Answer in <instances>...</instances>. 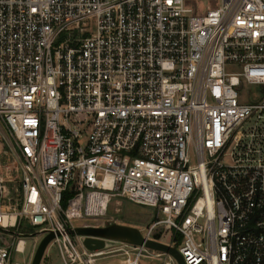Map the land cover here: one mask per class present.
Segmentation results:
<instances>
[{"label":"built area","instance_id":"1","mask_svg":"<svg viewBox=\"0 0 264 264\" xmlns=\"http://www.w3.org/2000/svg\"><path fill=\"white\" fill-rule=\"evenodd\" d=\"M191 1L0 0V264L33 263L23 228L60 264H178L57 234L115 196L165 215L141 231L186 264H264V89L240 93L264 87V0Z\"/></svg>","mask_w":264,"mask_h":264},{"label":"rangeland","instance_id":"2","mask_svg":"<svg viewBox=\"0 0 264 264\" xmlns=\"http://www.w3.org/2000/svg\"><path fill=\"white\" fill-rule=\"evenodd\" d=\"M191 6L194 8L196 13H203L208 8L214 7L219 4V0H194L190 2ZM264 87L256 86V85H248L246 83H242L240 86L241 99L243 102H250L259 97L260 91H262ZM5 157V156H4ZM3 162H7L5 158H2ZM2 173L6 174L5 167H1ZM69 206L64 207L66 210ZM65 215L61 212V216ZM162 213L158 212L152 207L139 205L131 202L125 197L115 196L109 202V205L104 213L99 215L88 217L84 219H72L71 222L74 226H83V225H96V226H105L111 223H120L124 225H130L138 227L140 230H146L152 223H154L157 219L164 217ZM26 231L30 236H26V245L24 247L23 253L15 252L14 257L16 259H26L30 260L32 254L35 253V241L36 239L42 240L43 236H36V232L30 231L29 229H22ZM20 230V231H22ZM165 230V229H161ZM161 232V231H160ZM163 232V231H162ZM13 235V233H10ZM159 239L162 241H169L168 235H157ZM156 236V238H157ZM15 238V237H14ZM14 238L10 235H3V246L10 247L14 241ZM74 243L78 246L81 245L83 241V237L76 236L74 239ZM107 247H110V244H107ZM37 248V247H36ZM34 252V253H33ZM122 256L114 255L103 257L98 260L97 264H122L121 262ZM60 255L59 249L57 245H51L45 252L42 263L43 264H60ZM140 264H157V261L145 258L141 260Z\"/></svg>","mask_w":264,"mask_h":264},{"label":"water","instance_id":"3","mask_svg":"<svg viewBox=\"0 0 264 264\" xmlns=\"http://www.w3.org/2000/svg\"><path fill=\"white\" fill-rule=\"evenodd\" d=\"M38 233L39 235L44 234V232ZM57 234H70L83 237V244L89 250L104 248L106 240L122 241L134 245H144L150 249L171 254L178 264H186L184 257L175 246H171L158 240L148 239L143 235L142 231L135 226L120 223H111L105 226H69L65 230H59ZM54 238V232H48V234L43 236L36 249L32 264H41L45 252Z\"/></svg>","mask_w":264,"mask_h":264},{"label":"trees","instance_id":"4","mask_svg":"<svg viewBox=\"0 0 264 264\" xmlns=\"http://www.w3.org/2000/svg\"><path fill=\"white\" fill-rule=\"evenodd\" d=\"M70 196H71V194H66V196H65V199H64V202H63V205H64V207H66L67 206V203H68V199L70 198ZM177 244V243H176Z\"/></svg>","mask_w":264,"mask_h":264},{"label":"bare ground","instance_id":"5","mask_svg":"<svg viewBox=\"0 0 264 264\" xmlns=\"http://www.w3.org/2000/svg\"><path fill=\"white\" fill-rule=\"evenodd\" d=\"M109 205V204H108ZM108 207V206H107ZM21 247L24 245V247H25V245H26V240L25 239H23V238H21Z\"/></svg>","mask_w":264,"mask_h":264}]
</instances>
